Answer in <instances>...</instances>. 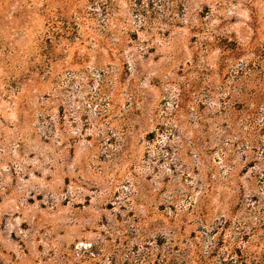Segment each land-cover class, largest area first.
I'll list each match as a JSON object with an SVG mask.
<instances>
[{
    "label": "rangeland",
    "instance_id": "374dc122",
    "mask_svg": "<svg viewBox=\"0 0 264 264\" xmlns=\"http://www.w3.org/2000/svg\"><path fill=\"white\" fill-rule=\"evenodd\" d=\"M0 264H264V0H0Z\"/></svg>",
    "mask_w": 264,
    "mask_h": 264
}]
</instances>
